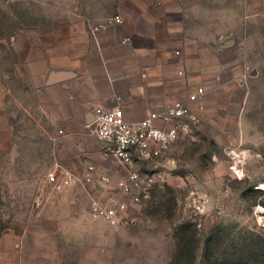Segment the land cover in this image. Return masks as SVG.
Returning a JSON list of instances; mask_svg holds the SVG:
<instances>
[{"label":"rangeland","instance_id":"374dc122","mask_svg":"<svg viewBox=\"0 0 264 264\" xmlns=\"http://www.w3.org/2000/svg\"><path fill=\"white\" fill-rule=\"evenodd\" d=\"M115 3L0 0V65L9 48L3 63L8 68L26 38L55 36L60 47L71 37L69 44L78 50L84 34L78 22L90 31L99 23L95 17L113 14ZM247 67L249 85L259 70L252 63ZM14 86L25 111L10 102L5 119L0 114V240L6 237L0 264H172L181 260L175 255L182 249L184 264H204L211 238L217 242L215 258L229 261L258 255L251 248L256 242L264 249V106L206 115L160 157L138 162L142 179L153 182L137 189V202L121 192L126 173L95 136L94 156H72L63 165L44 131L51 123L26 84ZM89 162L96 167L93 183L59 186L65 171L80 175ZM102 176L110 178L106 189L97 185ZM93 200L104 208L126 207L107 219L92 211Z\"/></svg>","mask_w":264,"mask_h":264},{"label":"crops","instance_id":"0c3cea01","mask_svg":"<svg viewBox=\"0 0 264 264\" xmlns=\"http://www.w3.org/2000/svg\"><path fill=\"white\" fill-rule=\"evenodd\" d=\"M114 10L108 18L121 16L122 24L87 32L78 22L84 28L78 50L71 37L60 47L55 36L26 38L8 68L9 48L0 65V114L5 119L10 102L25 111L14 86L24 82L52 125L44 131L63 165L96 154L89 128L95 106L120 105L127 121L140 122L187 101L199 87L206 94L192 109L201 120L233 106H264V0H116ZM108 18L95 17V26ZM125 38L130 42L122 44ZM251 63L258 77L247 85L240 78Z\"/></svg>","mask_w":264,"mask_h":264},{"label":"built area","instance_id":"2783aa9c","mask_svg":"<svg viewBox=\"0 0 264 264\" xmlns=\"http://www.w3.org/2000/svg\"><path fill=\"white\" fill-rule=\"evenodd\" d=\"M122 23L121 16H113L104 23L92 27V31L97 32L105 25ZM128 42L130 38H125L122 44ZM179 75L184 74L179 72ZM247 77V74L241 76V83H244ZM205 94V88L199 87L189 95L187 101L178 102L162 111L151 113L140 122L127 121L120 105L111 108L94 107V121L89 128L97 140L104 145L106 155L125 171L126 179L119 183V188L124 195L132 196L135 201H139L137 189L141 185L150 186L153 180L142 179L138 162H151L157 159L178 141L181 134L190 133L192 127L201 122V117L192 109V104L197 103ZM156 122L163 125L158 126ZM95 172L93 165H89L80 175L65 171L58 184L61 187L87 186L94 182ZM51 181L56 182L54 176L51 177ZM97 185L101 189H106L110 185V178L102 176L97 180ZM125 207V204H120L116 207L104 208L98 201L92 202V211L107 219L116 218Z\"/></svg>","mask_w":264,"mask_h":264},{"label":"trees","instance_id":"16d2710c","mask_svg":"<svg viewBox=\"0 0 264 264\" xmlns=\"http://www.w3.org/2000/svg\"><path fill=\"white\" fill-rule=\"evenodd\" d=\"M217 242L214 241V239H208L204 248V264H251V262H254V264H258V261L260 258H262L264 260V249L263 247H261V243H254L253 245H251L253 251H258L257 253H259L258 255L255 253H244L240 256H235L232 258V261H229L226 257L222 258V257H216L215 258V252L213 246L216 245ZM247 249V248H246ZM185 249H182L181 252L178 255H175L176 258H181V260L176 263L173 262L172 264H184L183 262V258L185 256ZM252 252V251H250ZM234 258H236V263H234Z\"/></svg>","mask_w":264,"mask_h":264},{"label":"bare ground","instance_id":"6f19581e","mask_svg":"<svg viewBox=\"0 0 264 264\" xmlns=\"http://www.w3.org/2000/svg\"><path fill=\"white\" fill-rule=\"evenodd\" d=\"M263 189H264V187H263Z\"/></svg>","mask_w":264,"mask_h":264},{"label":"water","instance_id":"95a60500","mask_svg":"<svg viewBox=\"0 0 264 264\" xmlns=\"http://www.w3.org/2000/svg\"><path fill=\"white\" fill-rule=\"evenodd\" d=\"M230 42H232V41H230Z\"/></svg>","mask_w":264,"mask_h":264}]
</instances>
